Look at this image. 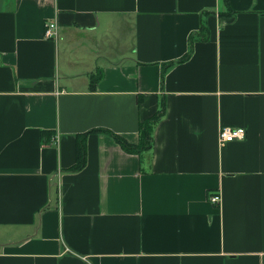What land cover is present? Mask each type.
I'll use <instances>...</instances> for the list:
<instances>
[{"label": "crops", "instance_id": "0c3cea01", "mask_svg": "<svg viewBox=\"0 0 264 264\" xmlns=\"http://www.w3.org/2000/svg\"><path fill=\"white\" fill-rule=\"evenodd\" d=\"M0 264H264V0H0Z\"/></svg>", "mask_w": 264, "mask_h": 264}, {"label": "trees", "instance_id": "16d2710c", "mask_svg": "<svg viewBox=\"0 0 264 264\" xmlns=\"http://www.w3.org/2000/svg\"><path fill=\"white\" fill-rule=\"evenodd\" d=\"M230 13V12H228ZM198 35L202 39L208 38V28L205 26L204 22H201L200 24V29L195 35H191L188 39V51L186 54L181 58L185 59L187 58L191 52H192V42L194 37ZM180 59V60H181ZM169 63L168 65H170ZM103 76V70L97 69L94 73L90 75V89L94 90L96 88V85L98 81L102 78ZM164 111V100H161L159 104L158 110L151 115L150 117L141 120L138 125V140L136 143L129 142L126 138L121 136L120 134L114 133L108 129L105 128H96L93 130H90L92 132H103L109 134L114 141L121 146V148L128 152V153H136L139 156L144 153L148 152L149 149L152 147V142H153V130L162 116ZM41 137L47 141L51 136L54 134L53 130H41ZM86 133H81L76 135V142H75V149H76V156H75V162L66 168L67 171H78L81 168L84 167L86 163Z\"/></svg>", "mask_w": 264, "mask_h": 264}, {"label": "built area", "instance_id": "2783aa9c", "mask_svg": "<svg viewBox=\"0 0 264 264\" xmlns=\"http://www.w3.org/2000/svg\"><path fill=\"white\" fill-rule=\"evenodd\" d=\"M57 24L54 20H47L44 23V37L48 39L56 38L57 36ZM246 130L240 126L221 125L218 130V143L223 146L229 142L235 140H241L245 138ZM57 141V137L54 138ZM208 200L213 204L219 205L221 196L219 192H213L208 195Z\"/></svg>", "mask_w": 264, "mask_h": 264}]
</instances>
